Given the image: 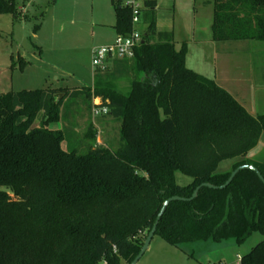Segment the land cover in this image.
<instances>
[{
  "label": "trees",
  "instance_id": "trees-1",
  "mask_svg": "<svg viewBox=\"0 0 264 264\" xmlns=\"http://www.w3.org/2000/svg\"><path fill=\"white\" fill-rule=\"evenodd\" d=\"M209 2L212 41L234 51L264 42V0ZM145 4L153 10L156 0ZM18 11L14 0H0V13ZM114 11L116 34L129 33V10L116 3ZM186 50L151 17L134 55L94 70L92 89L0 93V264H130L167 198H188L201 183L222 185L243 164L264 178V162L247 156L264 133V113L252 115L188 68ZM118 79L130 81L126 93L100 85ZM78 101L88 114L83 133L73 122ZM93 106L107 107L118 124L102 145ZM56 122L61 128H51ZM226 160L230 170L219 171ZM177 172L191 181L179 185ZM255 230L262 239L239 264H264V183L243 169L222 189L201 187L191 200L169 202L154 236L173 246L228 237L239 243Z\"/></svg>",
  "mask_w": 264,
  "mask_h": 264
},
{
  "label": "rangeland",
  "instance_id": "rangeland-1",
  "mask_svg": "<svg viewBox=\"0 0 264 264\" xmlns=\"http://www.w3.org/2000/svg\"><path fill=\"white\" fill-rule=\"evenodd\" d=\"M14 1L20 16L0 13V93L46 87L92 89L91 51L114 40V6L118 1L114 0L115 4L111 0ZM208 1L156 0L153 10L146 7L143 11L141 26L153 17L159 30L173 31L176 49L186 43L188 68L213 79L252 115L263 114L264 42L247 41V51H234L226 44L210 40L213 5ZM100 85L126 93L130 81L118 79ZM92 102L98 104L100 99L94 98ZM76 104L73 122L77 132L83 133L88 114L83 102ZM91 119L99 145L105 138H113L118 124L108 115H91ZM50 126L56 129L62 125L56 122ZM247 156L249 161L264 162V133L258 148ZM231 164L232 160L223 161L218 170L228 171ZM175 180L186 185L191 178L177 172ZM261 239L262 235L255 230L239 243L228 237L173 246L156 235L136 264H237L238 258Z\"/></svg>",
  "mask_w": 264,
  "mask_h": 264
},
{
  "label": "built area",
  "instance_id": "built-area-1",
  "mask_svg": "<svg viewBox=\"0 0 264 264\" xmlns=\"http://www.w3.org/2000/svg\"><path fill=\"white\" fill-rule=\"evenodd\" d=\"M130 12L131 30L127 34H116L108 45L97 46L91 51V65L94 70L104 71L114 58H130L134 49L142 42L145 26L142 27V14L146 8V0H116ZM105 106H93L92 116L107 114ZM240 258L236 261L239 264Z\"/></svg>",
  "mask_w": 264,
  "mask_h": 264
},
{
  "label": "water",
  "instance_id": "water-1",
  "mask_svg": "<svg viewBox=\"0 0 264 264\" xmlns=\"http://www.w3.org/2000/svg\"><path fill=\"white\" fill-rule=\"evenodd\" d=\"M62 96V93H59L58 95V98H60ZM243 169H248V170H252L254 171L257 176L259 177V179L264 183V178L263 176L261 175L260 171L253 165L251 164H243V165H240L238 166L237 168H235L234 170L231 171L228 179L225 181L224 184L222 185H219V186H215V185H212L210 183H201L200 185L196 186L195 189L193 190L192 192V195L188 198H185V197H181V196H171L169 198H167L164 202H163V205L156 217V220L151 228V230L148 232L146 238L144 239V242L138 252V254L134 257V259L130 262V264H136L137 261L140 259V257L144 254V252L149 248V244L154 236V233H155V229H156V224L158 222V220L160 219L161 215L163 214V212L165 211L167 205L169 204V202L171 201H176V200H181V201H185V200H191L193 199L196 195H197V192L198 190L201 188V187H208V188H224L226 187L230 181L233 179V177L236 175L237 172H239L240 170H243Z\"/></svg>",
  "mask_w": 264,
  "mask_h": 264
},
{
  "label": "crops",
  "instance_id": "crops-1",
  "mask_svg": "<svg viewBox=\"0 0 264 264\" xmlns=\"http://www.w3.org/2000/svg\"><path fill=\"white\" fill-rule=\"evenodd\" d=\"M156 6H157V3H156ZM143 23V22H142ZM145 26H146V24H145ZM156 28H157V30H159L158 29V27H157V23H156ZM210 28H211V24H210ZM162 31V30H161ZM210 40H211V35H210ZM217 50V49H216ZM221 58H222V56L221 55H219ZM115 59V58H114ZM118 59H122V58H118ZM113 60V59H112ZM112 60L109 62V64H108V67L107 68H111L112 67V65H111V62H112ZM24 64V63H23ZM221 65H223L222 63H221ZM93 71H94V69H93ZM255 148H258V145L255 147ZM254 148V149H255ZM253 149V150H254ZM253 150H251L250 152H249V155H251L252 154V151Z\"/></svg>",
  "mask_w": 264,
  "mask_h": 264
}]
</instances>
